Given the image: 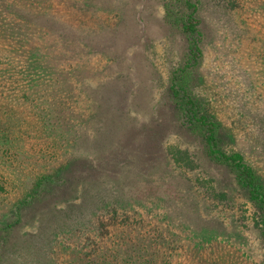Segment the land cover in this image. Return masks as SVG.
<instances>
[{
	"label": "rangeland",
	"instance_id": "rangeland-1",
	"mask_svg": "<svg viewBox=\"0 0 264 264\" xmlns=\"http://www.w3.org/2000/svg\"><path fill=\"white\" fill-rule=\"evenodd\" d=\"M203 2L205 58L192 91L222 122L224 147L242 150L264 179V0ZM164 4L0 0V70L10 72L0 74V264H32L52 224L86 203L77 178L16 208L39 178L85 161L100 181L91 193L118 189L119 206L149 210L150 224L172 221L176 264H264L254 206L233 175L198 154L191 165L172 156L175 144L191 149L197 139L168 101L188 39ZM108 238L102 226L85 241ZM62 249L55 263L72 264L75 253Z\"/></svg>",
	"mask_w": 264,
	"mask_h": 264
},
{
	"label": "trees",
	"instance_id": "trees-1",
	"mask_svg": "<svg viewBox=\"0 0 264 264\" xmlns=\"http://www.w3.org/2000/svg\"><path fill=\"white\" fill-rule=\"evenodd\" d=\"M203 5L205 6L203 0H165L164 4L166 19L179 28L188 39L184 61L173 68L169 75L168 101L176 114L180 128L186 133L193 134L197 139L192 150L189 146L175 144L171 150L172 156L177 164L191 165L194 161L192 153L198 154L218 168L231 173L235 183L254 206L253 224L264 241V179L242 150H228L224 147L222 122L192 91L197 68L205 58L203 47L205 32L200 16ZM0 51H3V48H0ZM11 52L5 50L2 56L5 61L8 58L12 59ZM9 73L6 64V69L0 70V74ZM71 163L62 165L54 174L39 178L33 185L31 194L27 195L28 198L16 204L19 210L24 202L25 204L38 202L45 193H55L60 187H75L74 182L77 178L81 182V194L86 193V203L82 202L76 207L69 206L67 209L70 217L64 219L62 224L61 221H50L54 223L49 234L48 231L46 233L49 247L44 246L39 252L32 250L34 255L38 254V258L35 257L32 264H56L55 259L59 260L58 255L64 253L62 249L64 247L68 248V252L75 253V258L70 259L72 264H176L180 261L174 254V246L181 240L176 238V227L172 221L167 219V225L150 224L149 210L141 211L135 208L133 210L128 205L119 206V201L116 200L118 189L113 192L116 193L113 195L114 198L105 191L106 186L102 185L96 186L95 191L91 193L93 185L96 182L100 183L92 170L93 165L89 161L82 162L83 165L77 167L76 172L74 170L76 166ZM219 193L222 198L226 197L223 191ZM132 211L135 213L133 221L128 214ZM65 214H68V210ZM103 216L108 217L105 223ZM149 225L154 226L147 228ZM102 226L110 233L111 239H105L104 242L95 239L89 245L85 239L88 240L92 233L98 234ZM143 228L145 231H142ZM72 234L80 236L79 241L77 243L74 241L73 247L70 244H63ZM57 247H61V251H57Z\"/></svg>",
	"mask_w": 264,
	"mask_h": 264
}]
</instances>
